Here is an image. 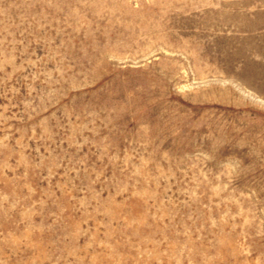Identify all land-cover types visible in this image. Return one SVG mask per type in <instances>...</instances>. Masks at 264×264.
<instances>
[{"label":"rangeland","instance_id":"374dc122","mask_svg":"<svg viewBox=\"0 0 264 264\" xmlns=\"http://www.w3.org/2000/svg\"><path fill=\"white\" fill-rule=\"evenodd\" d=\"M0 264H264V0H0Z\"/></svg>","mask_w":264,"mask_h":264}]
</instances>
